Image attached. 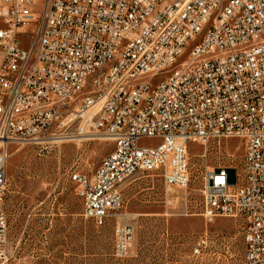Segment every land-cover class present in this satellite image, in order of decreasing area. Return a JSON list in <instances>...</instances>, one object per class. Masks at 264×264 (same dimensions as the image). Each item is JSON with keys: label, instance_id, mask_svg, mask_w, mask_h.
<instances>
[{"label": "built area", "instance_id": "2783aa9c", "mask_svg": "<svg viewBox=\"0 0 264 264\" xmlns=\"http://www.w3.org/2000/svg\"><path fill=\"white\" fill-rule=\"evenodd\" d=\"M197 30L206 39L191 63L149 93ZM73 127L115 144L92 176L70 175L97 227L123 208L120 187L138 172L188 188L192 143L240 139L239 164L206 169L201 214L240 219L246 264H264V0H0V260L11 250L10 146ZM134 237L132 224L118 225L117 257Z\"/></svg>", "mask_w": 264, "mask_h": 264}, {"label": "rangeland", "instance_id": "374dc122", "mask_svg": "<svg viewBox=\"0 0 264 264\" xmlns=\"http://www.w3.org/2000/svg\"><path fill=\"white\" fill-rule=\"evenodd\" d=\"M52 131L9 148L11 250L0 264H246L240 219L209 221L201 214L206 169L239 164L244 154L240 139L192 143L188 188H167L160 171L138 172L120 187L123 208L97 227L84 217L70 175L92 176L115 144L76 127L55 136ZM66 137L70 141L52 142ZM229 178L235 182L236 170L229 171ZM123 223L133 225L135 237L129 256L119 258L115 232ZM201 237L207 244L195 252Z\"/></svg>", "mask_w": 264, "mask_h": 264}, {"label": "bare ground", "instance_id": "6f19581e", "mask_svg": "<svg viewBox=\"0 0 264 264\" xmlns=\"http://www.w3.org/2000/svg\"><path fill=\"white\" fill-rule=\"evenodd\" d=\"M228 1H235V0H228ZM228 11H229V3H220L218 6V18H225ZM149 26H151V19L142 18V27H149ZM131 29H138V21H131ZM202 39H206V32H204V30H197L195 33V40H193V43H187V46L184 49H182V55H174L173 63H170V65L163 67L162 78H154L151 81V84H149V93H158V89L160 88V86H162V81H169V77L176 76L177 65L191 63L192 56L194 53V47H200V43H202ZM99 138H103V137L99 136ZM65 141L68 142L70 141V139H67V137L52 139V142H58V143Z\"/></svg>", "mask_w": 264, "mask_h": 264}]
</instances>
